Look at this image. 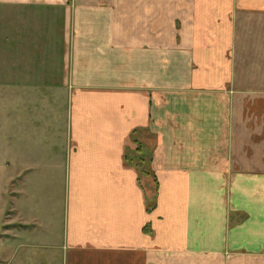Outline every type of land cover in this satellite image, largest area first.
Here are the masks:
<instances>
[{"label": "crops", "instance_id": "1", "mask_svg": "<svg viewBox=\"0 0 264 264\" xmlns=\"http://www.w3.org/2000/svg\"><path fill=\"white\" fill-rule=\"evenodd\" d=\"M2 6L23 7V37L46 23L42 68L69 87L71 148L46 159L66 166L60 238L39 218L36 246L59 264H264V0ZM132 137L151 175L125 165Z\"/></svg>", "mask_w": 264, "mask_h": 264}, {"label": "rangeland", "instance_id": "2", "mask_svg": "<svg viewBox=\"0 0 264 264\" xmlns=\"http://www.w3.org/2000/svg\"><path fill=\"white\" fill-rule=\"evenodd\" d=\"M36 22L39 28L30 27L23 37V7H0V264H59L50 246H36V229L43 218L52 223L45 233L60 238L66 166L46 159H65L71 148L69 87L59 71L42 68L52 61L46 50L52 42L41 37L46 23ZM132 139L136 147L125 152V165L151 175L153 148Z\"/></svg>", "mask_w": 264, "mask_h": 264}]
</instances>
